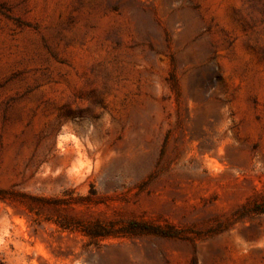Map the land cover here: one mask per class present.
Wrapping results in <instances>:
<instances>
[{
  "label": "rangeland",
  "instance_id": "obj_1",
  "mask_svg": "<svg viewBox=\"0 0 264 264\" xmlns=\"http://www.w3.org/2000/svg\"><path fill=\"white\" fill-rule=\"evenodd\" d=\"M263 208L264 0H0V264H264Z\"/></svg>",
  "mask_w": 264,
  "mask_h": 264
},
{
  "label": "trees",
  "instance_id": "obj_2",
  "mask_svg": "<svg viewBox=\"0 0 264 264\" xmlns=\"http://www.w3.org/2000/svg\"><path fill=\"white\" fill-rule=\"evenodd\" d=\"M264 212V208L261 210ZM127 233H149L152 235L164 237V238H177L178 233L174 232V229L170 225H147L146 223L132 222L126 231Z\"/></svg>",
  "mask_w": 264,
  "mask_h": 264
},
{
  "label": "clouds",
  "instance_id": "obj_3",
  "mask_svg": "<svg viewBox=\"0 0 264 264\" xmlns=\"http://www.w3.org/2000/svg\"><path fill=\"white\" fill-rule=\"evenodd\" d=\"M257 246L264 247V239L258 242Z\"/></svg>",
  "mask_w": 264,
  "mask_h": 264
}]
</instances>
